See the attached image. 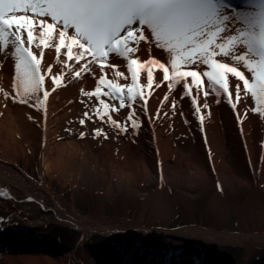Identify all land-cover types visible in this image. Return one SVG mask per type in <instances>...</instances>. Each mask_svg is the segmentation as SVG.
I'll use <instances>...</instances> for the list:
<instances>
[{"label":"bare ground","instance_id":"bare-ground-1","mask_svg":"<svg viewBox=\"0 0 264 264\" xmlns=\"http://www.w3.org/2000/svg\"><path fill=\"white\" fill-rule=\"evenodd\" d=\"M234 1L238 0H232L231 4ZM235 7L240 8L238 4ZM141 49L137 53L139 58L148 59L147 45L142 43ZM161 51L153 46L152 55L164 62ZM44 52L42 63L53 64V72H59L61 65L54 63V49L46 48ZM60 58L65 59L62 54ZM109 62L126 72L123 59L112 54ZM94 70L98 76L99 70ZM14 76V60L10 55H0V88L9 92L7 99L0 93V218H3L0 264H264V257L249 260L256 247L264 249V121L253 111L256 104L250 94L233 109L223 96L216 103L217 98L210 92L209 108L204 109L205 98L201 92L198 97L200 115L204 117L201 125L191 98L180 99V87L169 93L168 101L161 106L168 93L164 82L160 88L153 86L151 96L145 90L147 114L140 107L143 101L134 102L132 109L126 106L118 113L109 112L123 125L128 113L135 110L141 126L134 134L128 122L127 135L122 138L119 130L97 117L94 124L83 118L98 103L80 91L81 88L94 90L96 80L91 75L85 74L75 81L68 77L64 81L66 86L55 92H51L53 85L46 76L45 89L50 95L39 111L29 106L35 103L34 99L28 104L13 102ZM156 78L162 80V73L157 72ZM231 80L230 91L235 103L234 78ZM145 82L141 76L140 83ZM119 83H130V80ZM204 87L207 89L206 79ZM38 95L43 99L42 92ZM104 99L110 105L119 106L117 100ZM173 99L178 102L175 111ZM81 119L85 120L83 125L76 123ZM95 129H103L108 138L94 139ZM70 131L85 133L87 140L84 137L71 140ZM96 180L103 185L101 197L105 202L113 201L118 192L125 198L146 200L143 208H151L157 219L185 214L188 222L185 226L173 230V234L172 230H162L179 236L172 238L174 248L166 249L173 247V241L162 248L163 245H154L152 238L144 239L143 254L123 243H116L115 248L88 245L86 241L92 235L111 236L117 239L115 242H121L122 235L151 234L156 228V219L144 223L143 213L131 225L112 228L94 223L81 214L74 204L76 193L82 192L78 187ZM218 182L222 192L218 191ZM67 189L73 194L71 204L66 199L62 201ZM243 192L247 194L241 199ZM203 198L208 199L206 219L197 222L193 213L202 215L197 202ZM190 200L197 210L188 205ZM52 222L80 232L77 245H82L81 253L65 249L57 239L45 236L46 226ZM202 239L241 246L243 260L236 256L230 257L231 260L215 259L214 250L208 247H200L203 250L194 254L173 256L187 244H202ZM218 253L225 255L223 251Z\"/></svg>","mask_w":264,"mask_h":264},{"label":"snow or ice","instance_id":"snow-or-ice-1","mask_svg":"<svg viewBox=\"0 0 264 264\" xmlns=\"http://www.w3.org/2000/svg\"><path fill=\"white\" fill-rule=\"evenodd\" d=\"M242 2L244 6L238 9L231 0H0V55L14 60L13 102L28 104L34 99L29 106L39 111L50 95L45 89L46 76L55 92L66 86L68 77L75 81L89 74L96 80L94 90L80 91L98 102L92 115L121 134L128 131V122L134 134L141 126L135 110L128 113L123 125L109 112L118 113L126 106L132 109L134 102L143 101L140 107L147 114L145 90L151 96L153 86L160 88L164 82L168 93L161 106L180 87V99L191 98L201 125V92L204 109L209 108L210 92L216 103L223 96L233 109L250 94L256 104L253 111L264 121V0ZM142 43L147 45L146 60L137 55ZM153 46L162 50L164 62L152 55ZM46 48L54 49L59 72H53V64L42 63ZM112 54L125 61L126 72L109 62ZM94 68L99 70L98 76ZM157 72L162 73V80H157ZM141 76L145 83H140ZM41 92L43 99L38 95ZM0 93L9 98L4 89ZM104 98L119 101V106ZM177 103L172 100L173 111ZM84 116L92 119L88 112ZM79 123L83 125L85 120ZM84 136L81 132L80 138ZM100 136L108 138L103 129H95L93 138ZM217 188L222 192L219 182Z\"/></svg>","mask_w":264,"mask_h":264},{"label":"rangeland","instance_id":"rangeland-1","mask_svg":"<svg viewBox=\"0 0 264 264\" xmlns=\"http://www.w3.org/2000/svg\"><path fill=\"white\" fill-rule=\"evenodd\" d=\"M89 115L92 116V119H86L85 116L83 115V118L88 120L89 123H95L94 118L96 116L92 115V111H89ZM99 119V118H97ZM79 121H76V123H78ZM70 139L71 140H76V139H80V133L79 132H68ZM127 135L126 133H123L122 138H125ZM84 138L87 140V137L84 136ZM89 183L91 184H87L88 187H86V182L85 184H80V186L78 188L81 187L82 192H79V194L76 193L75 197H74V204L75 207L77 208V210H79V212L85 216H87L90 220H92L94 223L97 224H108L111 226V228L113 226H120L121 224L124 225H131L134 221L139 219L140 214L139 213H143L142 219L144 220L143 222L146 223L147 220H155V225L154 227L155 230L151 233V234H147V232L145 233H141L140 235H122V241H117V239L111 238L110 237H105V236H97V235H92L90 236V238L86 241L88 245L91 246H104V247H116V243L118 245H122L123 246H127L130 248H133L137 253L139 254H143V241L145 238H152V240L154 239L153 242L154 245H163L162 248H165V244H171L168 243L170 241H173L172 245L173 247L170 248H166L169 250H172L174 248V238H178L179 236L177 235H171L163 233V231H167L169 232V230H172V234H173V230H176L178 228H181L182 226H185L188 222H187V216L185 214H181L179 213V215H175V216H169L166 220L163 218L157 219V215L151 213V208L145 210L144 204H147L146 200L143 199H139V198H125L122 194H119L118 192L115 193L114 195V200L113 201H108L105 202V199L102 198V194H103V185H101L100 181L97 182V180L95 182L90 181ZM59 191V190H58ZM65 192L63 193V197H62V201H64L66 199L67 202H69L71 204L72 201V197L73 194L72 192L67 189L64 190ZM247 192H243L241 193V199H244L246 197ZM61 200V199H60ZM208 204V199L203 198L198 200L197 205H199L200 207V212L202 213V215H198V213L195 211L197 209H195V204L192 203V200L189 201V206L192 207L191 209L194 210L195 212L193 213V215L196 218V221L199 222L202 219H206L205 217V213H206V207ZM189 207V208H190ZM65 208L68 210L69 208V204L65 206ZM182 208H184V206L182 205ZM197 208V206H196ZM144 210V212L142 211ZM118 213V215H117ZM117 216V217H116ZM203 216V218H202ZM208 218H211L210 215ZM116 217V219H115ZM215 219V218H214ZM228 222H231L230 220ZM218 223V222H217ZM203 224V223H201ZM218 225L220 227H224V225H222L221 223H218ZM222 225V226H221ZM233 225V224H232ZM235 228L236 225H234ZM163 230V231H162ZM80 232H78L77 230L70 228L67 225H63V224H59V223H49L46 226V234L45 236L47 237H51L54 239H57L61 245L65 246V249H70V250H75L76 252H82L81 250V246H79L78 240L80 239ZM173 238V239H172ZM126 243H124V241ZM150 241V240H149ZM146 241V242H149ZM205 243V245H207L208 248H212V250H214V257L215 259H218L219 257L222 258H226L227 260L230 257L236 256L238 258V260H243V255H244V250L241 246L238 247H232L230 245H226L222 244L218 241H207L205 239H202V244ZM86 244V245H87ZM201 244V243H200ZM200 244L198 243L197 245L193 243L192 244H187V247L185 249H183V251H179L178 253L181 255L183 253H191L194 254L196 251H201L203 249V246H200ZM116 245V246H115ZM120 247V246H118ZM199 247V248H198ZM201 247V248H200ZM223 247V248H222ZM207 248V249H208ZM164 250V249H163ZM159 251V250H158ZM225 252V255L220 256L221 253L217 252ZM227 254H232V256L227 255ZM264 249L263 248H258L256 247V249H254L252 251L251 257L249 260H260L264 257ZM180 255H173V256H180ZM228 257V258H227ZM116 258V257H115ZM176 259V258H175ZM112 260V259H111ZM203 260V259H202ZM231 260V258L229 259ZM264 260V259H262ZM99 264V262H97ZM232 264H234L233 262H231Z\"/></svg>","mask_w":264,"mask_h":264}]
</instances>
